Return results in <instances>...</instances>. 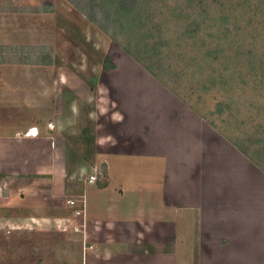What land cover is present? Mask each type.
<instances>
[{
	"label": "crops",
	"instance_id": "1",
	"mask_svg": "<svg viewBox=\"0 0 264 264\" xmlns=\"http://www.w3.org/2000/svg\"><path fill=\"white\" fill-rule=\"evenodd\" d=\"M54 71L36 118L0 131V217L20 232L0 264H264V169L213 122L103 68Z\"/></svg>",
	"mask_w": 264,
	"mask_h": 264
},
{
	"label": "rangeland",
	"instance_id": "2",
	"mask_svg": "<svg viewBox=\"0 0 264 264\" xmlns=\"http://www.w3.org/2000/svg\"><path fill=\"white\" fill-rule=\"evenodd\" d=\"M56 67L113 72L160 111L178 97L264 169V0H0V131L36 118ZM9 218L0 242L19 239Z\"/></svg>",
	"mask_w": 264,
	"mask_h": 264
},
{
	"label": "built area",
	"instance_id": "3",
	"mask_svg": "<svg viewBox=\"0 0 264 264\" xmlns=\"http://www.w3.org/2000/svg\"><path fill=\"white\" fill-rule=\"evenodd\" d=\"M97 174H98V169L95 167L94 168V172L89 175L88 181L89 182H95V181H97L98 180ZM78 202H81L82 205L81 206L78 205ZM68 203L73 207V210L75 212L76 217L79 216V215H81L83 213L82 211H83V208L85 207V201H84V199H78V198L77 199H74L73 198V199H69L68 200ZM73 228L76 231L80 230L78 224L74 225Z\"/></svg>",
	"mask_w": 264,
	"mask_h": 264
},
{
	"label": "trees",
	"instance_id": "4",
	"mask_svg": "<svg viewBox=\"0 0 264 264\" xmlns=\"http://www.w3.org/2000/svg\"><path fill=\"white\" fill-rule=\"evenodd\" d=\"M107 58H108L107 61H106V66L107 67H105V68H114L115 64L112 61H110L109 57H107Z\"/></svg>",
	"mask_w": 264,
	"mask_h": 264
}]
</instances>
